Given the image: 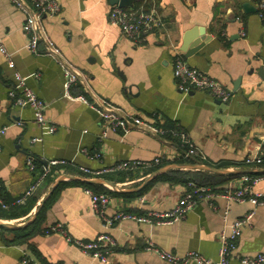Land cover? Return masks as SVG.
<instances>
[{"label": "crops", "instance_id": "crops-1", "mask_svg": "<svg viewBox=\"0 0 264 264\" xmlns=\"http://www.w3.org/2000/svg\"><path fill=\"white\" fill-rule=\"evenodd\" d=\"M261 1L133 0L126 8L155 5L165 21L163 28L146 34L144 41L137 44L109 21L110 10L117 4L112 0H60L61 11L45 17L44 23L53 43L84 74L71 87L69 97L61 66L52 57L33 54L26 48L23 11L11 0H0V37L15 62V67L10 68L0 53V129L8 127L0 138V179L5 199L14 203L35 181L36 172L27 163L29 155L34 156L38 171L41 163L46 166L52 160L70 162L52 168V181L37 188L32 195L37 202L27 212L23 209L27 210L29 203L22 211L7 215L0 207V221L12 223L15 228L25 226L61 175L104 178L114 183L116 189L108 183L95 184L121 193L111 196L109 215L122 211L148 216L151 212L171 211L187 190L182 184L156 180L140 193L152 181L144 184L152 172L145 175L143 171L162 162L163 166L204 163L217 168L263 169V163L245 162L249 155L260 152L264 155V19L258 14ZM245 3L255 10L246 11ZM201 28L205 29V44L187 57L181 50L185 36L195 31L192 40L201 39ZM241 31L246 32L245 37ZM44 48L42 42L40 50ZM178 51L191 67L231 88L230 101L221 102L202 91L181 93L174 75V55ZM15 71L45 101L47 117L58 126L56 132L44 133L35 123L30 108L13 105L8 91L17 84ZM79 95L89 100L94 96L107 99L159 128L173 122L191 140L199 155L191 157L195 162H181L187 157L179 140L169 137L168 132L157 134L140 126L126 134L122 130L110 131L106 138L100 139L102 121L93 108L74 98ZM34 137L42 139L33 144ZM97 152L100 158L92 157ZM158 157L161 159L158 165L140 167L143 171L135 169L134 177L124 178L117 172L88 175L80 170L86 167L98 172L121 161L153 162ZM222 163L225 166L219 167ZM237 175L240 176L221 187L241 186L244 175H262L253 191L264 193V173ZM214 201L217 209L201 201L185 219L171 223L123 219L105 227L92 210L86 188L67 186L48 209L43 227L62 223L68 236L82 240L94 239L107 231L118 242L109 259L103 261L83 252L58 232L39 234L22 245L8 243L13 234L3 227L15 228L0 225V264H23L24 259H28L27 264H172L146 249L149 240L179 255L197 250L217 259L220 233L226 225L223 220L226 202L222 197ZM253 210L252 221L238 240L236 256L264 254V204L254 207L249 201L233 203L229 221ZM230 264L240 262L235 257Z\"/></svg>", "mask_w": 264, "mask_h": 264}, {"label": "built area", "instance_id": "built-area-1", "mask_svg": "<svg viewBox=\"0 0 264 264\" xmlns=\"http://www.w3.org/2000/svg\"><path fill=\"white\" fill-rule=\"evenodd\" d=\"M15 6L25 14L23 23V31L28 37L26 48L33 54L46 55L52 57L63 69L65 75L66 95L72 97L70 89L73 85L83 79L84 74L74 67L66 58L62 50L57 47L45 27L44 19L47 16L57 15L61 11L60 0H11ZM258 14L264 19V0L258 5ZM240 19V17H238ZM109 21L118 26L122 34L133 40L137 44L144 41L146 34L159 30L165 26V21L159 9L152 5L150 7L126 8L119 5H113L109 13ZM243 37L246 36L245 31H241ZM45 43L43 51L40 50V44ZM0 53L4 55L10 68L15 67L13 54L7 49L0 37ZM174 75L177 81V88L181 93L188 94L191 91L207 92L219 99L221 102L227 103L233 96V90L217 81L209 74L197 68L191 67L183 55L178 51L174 55ZM17 84L8 91V97L14 106L19 108H30L34 113L35 123L44 133H54L58 126L46 115L47 104L25 81V78L15 71ZM82 100L95 110L102 121V132L100 139L108 136L110 131L122 130L125 134L135 127H143L157 134H165V128H159L148 121L142 119L141 116L117 106L107 99L94 96L93 100H89L84 95L74 97ZM18 125H23L17 121ZM8 127L0 129V138L6 133ZM179 136L185 149L184 156L187 158L199 155L197 148L191 140L183 132H173ZM42 138L34 137L31 143H36ZM2 144L0 143V150ZM88 153L87 149L82 150ZM100 153H96L92 157L100 158ZM263 153L247 156L245 162L248 165L261 164L263 162ZM161 159L158 157L153 162L133 160L121 161L117 164L104 168L102 171L94 172L89 168L81 167L84 173L98 174L101 172H119L130 171L140 167L147 168L158 165ZM28 166L33 172H36L35 181L18 197L14 203L21 204L32 196L42 182L51 174L52 168L57 165L70 164L67 160H52L40 171L37 170V163L34 156H28ZM262 179V175H244L242 177L243 184L241 186L229 185L222 191L213 190L208 186H201L194 183L190 184V189L179 199L177 205L168 212H151L148 216H136L125 212H115L108 214V207L111 203V196L106 193H95L91 189L86 188V192L91 197V207L93 212L100 217L105 227H112L123 219H134L137 221H145L150 223H171L185 219L187 214L193 210L201 201L208 202L214 209H217L214 199L222 197L226 202L223 211V220L226 225L220 233V247L218 250V258L212 259L206 257L197 250H191L184 255H179L170 251L163 250L156 246L151 240L147 242L146 249L158 254L161 260L172 264H230L232 259L237 257L240 264H264V254L260 253L254 256H236L238 248V240L242 235L243 229L249 225L255 214L250 211L241 217H237L229 221L231 207L233 203H244L249 201L254 207L264 204V193L254 192L253 186ZM2 186L0 179V187ZM0 204L3 208H9V204L5 203L0 195ZM58 232L67 237V240L73 242L83 252L107 261L114 249L117 247V239L109 232H101L91 240L73 239L67 235L65 227L62 223H55L46 228V233L50 234ZM28 259L23 260V264H27Z\"/></svg>", "mask_w": 264, "mask_h": 264}, {"label": "trees", "instance_id": "trees-1", "mask_svg": "<svg viewBox=\"0 0 264 264\" xmlns=\"http://www.w3.org/2000/svg\"><path fill=\"white\" fill-rule=\"evenodd\" d=\"M164 128H166L167 130V135L169 137H171L172 139H174L175 141H178L181 143H179L180 145H182V148L187 149L188 147L186 145H183L181 142V139L179 136H176L173 134V132L177 131V132H182L180 131V128L178 126H176L173 122L168 123L166 126H164ZM263 165H264V155H263ZM181 162H195L193 159L191 158H186L183 160H180ZM199 161V160H198ZM226 163H222L220 165H218L219 167L221 166H225ZM43 163H41L39 170H41L44 166H42ZM164 165V162H162L160 165L155 166V167H151V169H147V170H141L139 168H137L136 170L138 171H143V174H148L150 172H153L155 170H157L158 168H160L161 166ZM135 170V169H134ZM134 170H130V171H119L117 172V175H122L124 176V178L126 177H134L135 173L133 172ZM139 172L137 173L136 176H138ZM240 175H222V174H214L211 172H207V171H190V170H171L167 173L161 174L160 176H158L157 178L153 179L151 182H149L141 191L140 193L148 190L153 184L154 182H156V180H162V181H166L169 182L171 184H182L184 186L187 187V190H189L190 184L194 183L197 185H201V186H208L211 187L213 190L216 191H222L224 190L226 187L222 188L221 186L223 185V183H225L226 181H228L231 178L234 177H238ZM52 181L51 178V174L46 177V179L43 181L42 184L46 183V184H50V182ZM71 185H80V186H84L85 188L91 189L93 192L95 193H106L110 196H116V195H121V193L119 192H114L111 191L103 186L100 185H95V184H89V183H85L82 181H63L59 184V186L56 188V190L53 192L52 196L45 202L43 208L41 209V211L38 213L37 218L30 224L22 226V227H18L15 229H8L3 227V229H5L6 231L10 232L13 234V239L9 240L8 243H13V244H26V243H30L31 240L39 235V234H43L46 233V228L43 227V223L45 222L46 219V214L48 209L50 208V206L52 205V203L56 200V198L58 197L60 191L62 189H64L67 186H71ZM0 195L2 197V199L4 200L5 203L9 204V208L5 209L1 206V209L5 211V215H7L8 213L14 212L17 210V212L20 210L22 211V207H24L26 204H30V207L25 210L23 209V211L27 212L30 208H32L34 206V204L37 202V197L32 198V196H30L26 201H24L21 204H15V203H9L7 201V199H5L4 194L2 192V186L0 187ZM123 195V194H122ZM16 213V212H15ZM2 213H0L1 215ZM17 214V213H16ZM7 243V241H5Z\"/></svg>", "mask_w": 264, "mask_h": 264}, {"label": "water", "instance_id": "water-1", "mask_svg": "<svg viewBox=\"0 0 264 264\" xmlns=\"http://www.w3.org/2000/svg\"><path fill=\"white\" fill-rule=\"evenodd\" d=\"M112 1L114 3H119V5L122 7H127L133 3V0H112ZM245 8H246V11H248V12L255 10V8L249 3H245ZM200 31H201L202 38L195 40V41L192 40V38L195 35V31L194 32H188L186 34L183 45L181 47V50L185 53V55L187 57L192 56L201 47L204 46V44H205L204 42L206 40V36L204 35L205 29L201 28ZM235 85L237 86V83H235ZM176 168H181V169L185 168V169H189V170H193V171H209V172L222 174V175H232V174L237 175V174H252V173L253 174H262V173H264V168L263 169H231V168H217V167L210 166V165H207L204 163H174V164L165 165L163 167H160L157 170H155L154 172H152L145 179L144 184H146L150 180L157 178L161 174L167 173V172L171 171L172 169H176ZM66 179L70 180V181H82V182L89 183V184L108 183V184L112 185L113 187H115L114 183H112V182H110L104 178L94 179V178H84V177L61 175L58 179L55 180V182L53 183V185L50 188V190L48 191V193L42 199L37 210L35 211L33 216L29 219V221L25 225L32 223L37 218V215L41 211V209L43 208L45 202L52 196L53 192L56 190V188L59 186V184ZM115 189H116V187H115ZM0 225L6 226V227H11V228L16 227V225H14L12 223L1 222V221H0Z\"/></svg>", "mask_w": 264, "mask_h": 264}]
</instances>
